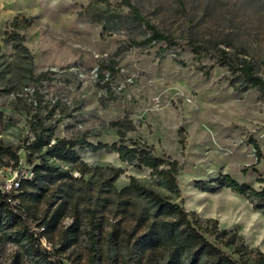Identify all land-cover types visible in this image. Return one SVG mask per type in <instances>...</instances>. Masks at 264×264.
<instances>
[{"label": "rangeland", "instance_id": "374dc122", "mask_svg": "<svg viewBox=\"0 0 264 264\" xmlns=\"http://www.w3.org/2000/svg\"><path fill=\"white\" fill-rule=\"evenodd\" d=\"M92 1L0 0V147L20 157L13 166L9 153L2 155L9 165L0 163V184L31 169L22 145L39 121L53 129L54 137L108 143L118 140L119 123H130L126 140L146 143L156 155L181 164L177 181L182 194L176 202L202 220L214 218L218 227L237 230L250 249L264 253V215L247 197L225 187L213 192L194 187L196 180L222 173L262 187L257 177H264V97L258 88L241 87V78L219 63L217 49L249 60L264 78V0H132L146 20L179 43L169 47L142 42L148 30L127 19L101 34L99 14L105 6H89ZM111 7L128 16L116 0ZM14 17H31L32 22L15 28ZM12 31L24 36L31 60L12 46ZM189 40L207 53L197 57ZM252 140L261 150L258 162ZM84 160L96 167L84 174L93 184L107 167L123 169L114 182L118 189L130 176L152 184L147 168L121 162L113 151L89 153ZM70 173L79 176L75 169ZM45 207L40 203L37 215L43 216ZM76 216L74 242L61 252V262L123 264L119 246L106 256L103 242L92 262L88 226L85 220L78 224V209L67 204L49 231L51 240L39 239L41 246L52 252ZM103 220L105 233L114 219L105 214ZM40 221L30 219L31 229ZM16 229H0V264H42L37 254L26 251L29 242Z\"/></svg>", "mask_w": 264, "mask_h": 264}, {"label": "trees", "instance_id": "16d2710c", "mask_svg": "<svg viewBox=\"0 0 264 264\" xmlns=\"http://www.w3.org/2000/svg\"><path fill=\"white\" fill-rule=\"evenodd\" d=\"M116 1L120 8H127L126 18L120 12H115L111 0H93L89 5L103 3L105 6V10L99 14L101 34L127 19L129 24L139 27L144 25L148 30V36L142 41L144 43L153 45L163 42L167 47L179 44L172 35L161 32L146 20L132 0ZM31 22V17L20 20L14 17L12 20L15 28H25ZM8 37L17 51L24 52L32 59L23 44L22 34L12 31ZM187 45L199 58L207 53L204 47L193 40H189ZM217 53L219 63L241 78L242 88H258L264 97V78L249 60L230 57L221 48L217 49ZM29 71H32L31 67ZM119 124L118 140L108 143L92 142L85 136L76 139L54 137L52 128L37 122L33 136L27 137L22 145L28 164L31 165L32 176L21 178L16 191L0 189V229L18 227L15 234L25 235L24 238L29 242L26 247L28 253L37 254L42 264H63L60 254L74 242L73 236L78 229L77 216L52 252L43 248L39 239L45 237L51 240L49 231L55 230L63 206L67 204L72 209H78V224L85 220L88 226L86 232L93 263L98 246L103 242L106 256H109L113 247L119 246L123 264H264V253L257 248L250 249L237 230L218 227L214 218L202 220L197 212L188 211L181 202H176L182 194L177 181L181 167L179 161L168 155H156L152 146L146 143L126 140L125 131L132 128L131 124ZM251 142L258 162L262 157L261 150L256 141ZM99 150L113 151L121 162L135 168H147L152 184L146 185L137 177L130 176L129 183L118 189L114 182L123 173L121 167H107L105 175L96 184L84 179V174L96 169L90 167L84 157ZM6 153L13 160V166L20 163L17 151L9 147H0V163L9 165V161H3L2 158ZM56 161L75 169L79 176L74 177L70 169L56 165ZM257 180L262 183L260 189L238 182L228 173H222L212 179L196 180L194 187L211 192L228 188L247 197L253 208L259 209L264 215V177L258 176ZM42 202L46 205L43 216L36 212ZM105 214L112 217L114 222L104 233ZM40 218L38 228L32 230L29 220ZM222 246L230 248L237 257H233Z\"/></svg>", "mask_w": 264, "mask_h": 264}, {"label": "built area", "instance_id": "2783aa9c", "mask_svg": "<svg viewBox=\"0 0 264 264\" xmlns=\"http://www.w3.org/2000/svg\"><path fill=\"white\" fill-rule=\"evenodd\" d=\"M32 176V172L30 171V169L28 171H22L19 173H15V175L8 181H6L5 183L0 184V189L2 191H9V190H13L16 191L18 186H19V182L20 179L23 177L26 178H30ZM15 203V201H13Z\"/></svg>", "mask_w": 264, "mask_h": 264}]
</instances>
